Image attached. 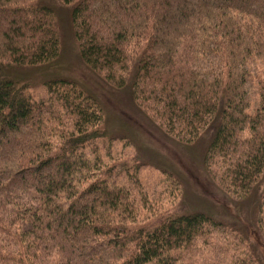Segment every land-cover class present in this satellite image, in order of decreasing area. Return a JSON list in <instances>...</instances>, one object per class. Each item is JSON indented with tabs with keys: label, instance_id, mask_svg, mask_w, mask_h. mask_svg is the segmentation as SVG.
<instances>
[{
	"label": "trees",
	"instance_id": "1",
	"mask_svg": "<svg viewBox=\"0 0 264 264\" xmlns=\"http://www.w3.org/2000/svg\"><path fill=\"white\" fill-rule=\"evenodd\" d=\"M60 1L83 63L130 86L167 136L193 145L212 128L207 177L243 205L264 181V0ZM61 50L56 10L0 0V264H256L251 240L222 218L153 217L149 192L109 187L114 168L91 147L108 133L99 99L56 78L37 100L17 80ZM168 181L183 198L181 180ZM247 214L264 236V187Z\"/></svg>",
	"mask_w": 264,
	"mask_h": 264
},
{
	"label": "rangeland",
	"instance_id": "2",
	"mask_svg": "<svg viewBox=\"0 0 264 264\" xmlns=\"http://www.w3.org/2000/svg\"><path fill=\"white\" fill-rule=\"evenodd\" d=\"M43 2L56 10L59 16L62 50L51 63L22 69L25 72L17 80L27 86L29 94L37 100L47 98L45 82L48 80L68 78L82 85L99 99L105 109L108 133L92 142L91 147L101 154L104 169L114 168L111 175L106 176L110 188H129L134 184L135 190L141 188L149 192L153 203L148 211L153 217L159 212L169 215L177 211L183 214L208 211L205 213L239 228L257 249L256 264H264V236L257 227L250 226L247 219V212L257 205L264 181L243 205L236 204L210 181L203 165L205 146L211 139L212 128L193 145L181 144L167 136L135 108L130 86L112 87L83 63L73 34L72 7L60 0ZM169 177L181 180L183 198L174 199L177 193L172 192ZM136 199L139 200L138 197ZM139 213V223L151 221L146 219L145 211L139 210Z\"/></svg>",
	"mask_w": 264,
	"mask_h": 264
},
{
	"label": "bare ground",
	"instance_id": "3",
	"mask_svg": "<svg viewBox=\"0 0 264 264\" xmlns=\"http://www.w3.org/2000/svg\"><path fill=\"white\" fill-rule=\"evenodd\" d=\"M74 31V30H73ZM14 78V77H13ZM95 96V95H94ZM205 154V153H204ZM172 185V184H171ZM138 196V195H137ZM180 198V197H179ZM260 210V209H259Z\"/></svg>",
	"mask_w": 264,
	"mask_h": 264
}]
</instances>
